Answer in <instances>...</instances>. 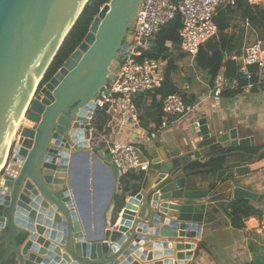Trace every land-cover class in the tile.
Listing matches in <instances>:
<instances>
[{"label":"water","instance_id":"obj_1","mask_svg":"<svg viewBox=\"0 0 264 264\" xmlns=\"http://www.w3.org/2000/svg\"><path fill=\"white\" fill-rule=\"evenodd\" d=\"M88 2L0 0V166L33 85L42 76L26 122L19 129L18 142L0 172V251L6 248L0 264L13 252L16 264H185L192 251L184 250L195 249L196 242L185 243L184 239L201 238L207 205L218 199L220 192L229 190L228 198L237 201H261L264 197L237 183V177L250 172L245 162L227 161L217 172V185L210 189L191 187L185 170L195 160L204 159L200 148L212 138L226 147L251 148L257 146L255 137L241 136L234 127L222 130L221 120L211 131L206 115L198 117L181 138L169 141L161 134L147 145L153 166L160 169L158 182L124 198L121 218L117 213V223L109 225L105 211L112 201L110 193L93 221L89 140L95 100L113 81L128 41L137 36L146 0L104 4L79 46L46 80L66 39L59 45L61 33L68 31L73 21L70 33ZM174 142L175 147L171 146ZM236 153L246 152L229 151L227 160ZM81 159L86 170L83 184L78 182ZM106 162L111 168L112 163ZM220 184L223 187H218ZM97 199L96 192L94 204ZM44 232L56 242H45L40 236ZM158 237L166 240H155ZM40 243L45 244L42 249ZM31 249L47 254V258L29 253ZM153 249L155 253L149 252ZM175 250L176 261H151L173 255ZM132 253L143 262L135 261Z\"/></svg>","mask_w":264,"mask_h":264},{"label":"crops","instance_id":"obj_2","mask_svg":"<svg viewBox=\"0 0 264 264\" xmlns=\"http://www.w3.org/2000/svg\"><path fill=\"white\" fill-rule=\"evenodd\" d=\"M240 19L234 17L230 28L227 30L229 34L238 32ZM243 24L248 25V21ZM250 39L252 45L256 42V35H252ZM209 46H203L199 59L197 57H191L189 60L187 56L183 58L175 57L173 66H166L165 72L166 75H169V80L163 88V93L172 94L183 92L184 87L189 84L191 86L190 89L184 91L186 93V99L193 100L195 103H199V105L194 112L171 122L162 135H165V138L169 141L175 140V138H181L185 135L188 127L198 120V117L206 115L211 131L215 128V122L221 120L223 122L222 130L234 127L238 128L241 136H254L257 146L262 147L261 150L263 151L260 154H251L246 150L248 148L226 147L218 142L216 138H212L206 141L200 148L204 159H198L192 163H205L211 158L218 156L223 150L227 152L243 150L247 154L236 153L230 155L227 160L245 162L250 167V172L237 177L236 181L241 186L264 195V168L257 172L252 168L259 156L264 152V86L259 81L256 85L250 81L249 84L242 86V92L234 98H229L226 95L210 97V88L213 83L209 80L207 63L213 52L209 49ZM233 53H227L225 57ZM235 62L238 68L240 62ZM226 70L227 67L224 66L220 74L227 76ZM161 97L162 95H158L157 99L160 100ZM136 103L141 119L144 117L150 125V128H152L153 123L151 122H153V118H150L149 114L156 115V111L152 108L151 95L149 93L139 95ZM96 113H94L91 119V139L89 140L92 152L89 162L91 213L93 215V221H95L96 218L94 215L100 213L106 204L109 194L112 193V201L105 211V216L110 225L114 223V218L117 213L118 219L121 218L126 205L123 199L125 198L127 200L130 196L138 192H134L133 190L127 191V187L121 183V178L124 174L113 164L110 155V148L114 143H136L141 147L144 158L151 161L150 169L145 171V181L142 188L147 184L148 186H154L161 178V175L160 169L153 166L152 158L149 156L147 149V145L156 139H150L149 135L143 133L141 129L131 130L124 128L118 131L109 129L105 124L102 128H98L96 124ZM150 128H147L149 132L154 130H150ZM158 138H161V136ZM171 146L175 147L176 143H171ZM106 161L112 163L111 168ZM190 165L185 172L191 187L196 189H210L217 185V173L214 174L201 170L194 171L190 169ZM85 179L86 170L84 168V161L81 159L79 160L78 182L83 184ZM112 180H115L114 188L111 186ZM95 183L98 184L97 188L94 186ZM220 185L218 187H223V184ZM96 192L98 199L94 204ZM228 193L229 190L220 192V197L207 205L201 238L194 240L184 239L185 243L196 242L195 249L184 250L185 252L192 251L191 257L186 260L185 264H264V238L254 230L260 216L259 211H264V197L261 201L241 199L239 200L241 202L237 205V211H235L231 204L237 200H234L233 197L228 198ZM87 201L85 198L84 203L88 207ZM38 215L39 213L35 219L36 225L38 224ZM44 215V221H46L48 211ZM135 220H137V215ZM40 236L44 237L45 242H56V240L51 239L50 235H46L45 232ZM156 239L161 241L166 240L164 237H158ZM170 241L176 245L174 240ZM44 245V243H40L38 246L42 249ZM61 246L62 252L64 253V246ZM4 250L0 251V255H4ZM155 251V249L149 250V252L154 253ZM29 253H35L38 257H42V259L47 258V254L42 255L39 251L33 252L32 249ZM176 254L177 251L175 250L173 255H162L159 258L154 257L151 261H165L167 258H173L176 261ZM132 255L135 261L143 262L141 256H136L135 253H132ZM9 259L14 260V264H16V253L13 252Z\"/></svg>","mask_w":264,"mask_h":264},{"label":"built area","instance_id":"obj_3","mask_svg":"<svg viewBox=\"0 0 264 264\" xmlns=\"http://www.w3.org/2000/svg\"><path fill=\"white\" fill-rule=\"evenodd\" d=\"M240 0H146L137 31L129 42L124 59L115 73L113 81L96 98V111L107 116L105 126L121 131L141 129L150 139H157L175 119L194 112L199 103L187 102V84L183 92L167 95L163 99L161 124L157 130L148 131L142 124L136 100L139 95L154 93L161 89L166 79L165 68L169 59H153L145 56L167 23L180 17L179 37L181 48L192 57L209 38L218 35L216 17L222 10L235 7ZM251 7H263L264 0H243ZM154 43L150 44L149 40ZM227 60L239 61L238 77L229 78L219 74L210 88V97H220L226 90L242 88L241 80L251 81L257 75L264 86V39L250 45L244 55L234 52ZM18 142L16 138L15 143ZM113 164L123 173L148 171L151 161L144 158L141 147L136 143L116 142L110 148ZM264 238V211L254 227Z\"/></svg>","mask_w":264,"mask_h":264},{"label":"trees","instance_id":"obj_4","mask_svg":"<svg viewBox=\"0 0 264 264\" xmlns=\"http://www.w3.org/2000/svg\"><path fill=\"white\" fill-rule=\"evenodd\" d=\"M110 2V0H89L83 13L74 25L64 43L62 44L59 52L57 53L48 73L46 80L54 75V73L60 69L66 59L72 54V52L79 46L86 34L88 33L91 23L93 22L96 15L103 7L104 4ZM240 12L239 29L237 33L229 34L227 30L230 28L234 20V15ZM248 25L243 24L247 23ZM216 23L219 28L218 35L209 38L202 45L197 58L199 59L200 54L203 50L204 45H210L209 49L212 50V55L208 59L207 69L208 76L211 83L221 73L222 68L227 67L226 75L230 78L238 77V68L234 60H227L226 54L238 52L239 54H245L249 46L251 45L250 37L256 35V42L260 39H264V33L261 35V30L264 29V8L263 7H251L246 4L243 0H240L235 7H229L226 10L220 11L216 17ZM181 27L180 17L177 16L175 19L167 23L159 32L154 45L149 51L145 53V56L153 59H169L168 66H173L174 59L183 58L188 54L181 48L179 29ZM169 80V75H166L164 85L161 89L156 90L154 93H149L152 100V108L155 109L156 115L149 114L150 118H153V127L146 122V119L142 117V124L145 128L157 130L161 124V114L163 110V99L170 93H163V88ZM259 81V77L255 75L251 82L255 85ZM249 84L247 80H241V85L245 86ZM175 92V91H172ZM242 92V88L237 90H226L222 95H226L229 98H234ZM162 95L161 99L158 100L157 96ZM187 102L194 104L195 101L187 100ZM96 124L98 128H102L107 121V116L103 111H96ZM153 130V131H154ZM262 147L257 146L256 148L246 149L249 153L258 154ZM226 150L219 153L218 156L211 158L205 163L195 162L190 165V169L196 171L201 170L204 172L217 173L227 162ZM254 171H259L264 168V152L259 156L256 163L252 166ZM145 181L144 171H131L124 174L121 178V183L127 187L128 190L134 192L139 191ZM241 201L232 202L231 206L237 211V205ZM263 211H259L260 215ZM3 255H0L2 258ZM3 264H14V260L9 259L3 262Z\"/></svg>","mask_w":264,"mask_h":264},{"label":"bare ground","instance_id":"obj_5","mask_svg":"<svg viewBox=\"0 0 264 264\" xmlns=\"http://www.w3.org/2000/svg\"><path fill=\"white\" fill-rule=\"evenodd\" d=\"M82 8H83V7H81L80 10H81ZM72 22H73V21H71V23H70V26H69L68 31L61 33V35H60L61 37H60V40H59V41H60V42H59V45H61V43L64 41V39H65L66 36L68 35L69 30H70V27H71V25H72ZM59 45H58V46H59ZM57 48H58V47H57ZM52 57H53V55L49 57V58H50V61H51ZM41 78H42V76H41V77L38 76L37 82L33 85V90L31 91V95H30L29 101H28V103H27V105H26V107H25V109H24V111H23V113H22V115H21V117H20V119H19V121H18V123H17L15 129H14V139L11 141L8 151L5 153L3 164L0 166V172L3 171V169H5V167H6L7 161H8V159H9L10 149H11V147L13 146V144L15 143L14 140H16V138H17V136H18L17 131L20 129L21 125L24 124V123L26 122V112H27L28 106H29L31 100L33 99L34 92H35V90H36V88H37V86H38V84H39ZM18 132H19V131H18ZM15 135H16V137H15Z\"/></svg>","mask_w":264,"mask_h":264},{"label":"rangeland","instance_id":"obj_6","mask_svg":"<svg viewBox=\"0 0 264 264\" xmlns=\"http://www.w3.org/2000/svg\"><path fill=\"white\" fill-rule=\"evenodd\" d=\"M235 18H237V19H239L240 18V12L239 13H236L235 15ZM264 33V29L263 30H261V35ZM132 40V39H131ZM131 40H129L128 42H130ZM191 55H188L187 56V58L190 60L191 59ZM23 125V124H22ZM19 131V130H18ZM18 131H17V133H18ZM15 137H16V135H15ZM15 141V140H14Z\"/></svg>","mask_w":264,"mask_h":264}]
</instances>
